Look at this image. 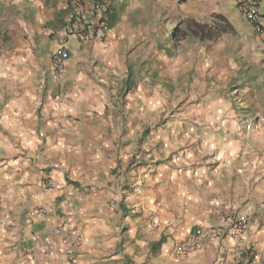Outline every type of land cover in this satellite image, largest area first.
Returning <instances> with one entry per match:
<instances>
[{
	"label": "crops",
	"instance_id": "0c3cea01",
	"mask_svg": "<svg viewBox=\"0 0 264 264\" xmlns=\"http://www.w3.org/2000/svg\"><path fill=\"white\" fill-rule=\"evenodd\" d=\"M238 1L199 0L201 3H208L207 10L211 11V18H206L205 23L198 25L210 27L214 17H221L225 22L233 21L234 18H229L226 10H239ZM102 2L110 4L117 20L112 27L107 24L108 31L100 37L95 33V22L98 21L89 23L85 19L84 0H54L48 7L47 16L43 15L44 9L39 0H0V34L3 36L0 61L4 59V51L7 50L13 54L7 59L18 62L8 65V68L15 69L14 72L0 71V98L3 100L0 102V227L5 232L19 227L21 231L17 232V235L21 237L23 230L28 232L26 239L9 245L18 250L14 264H19L25 257L30 258L27 264H67L71 261L76 264H139L144 256L160 251L161 245L152 251L159 240L162 239L161 244L171 243L168 238H161V234H151L152 220L151 224L146 222L148 213L144 200L151 192L158 194L156 198L148 199L151 214L153 211L158 216L153 218L158 220L154 223H160L159 217H165V224L171 221L177 225V235L174 237L177 243L169 254H179L177 249L188 237L192 226L202 225L204 220L207 221L208 228L214 224L221 226V219L232 224L231 220L245 214L244 220L248 227L240 237L232 235L234 230H238L235 225L230 227L228 224V231H204L209 237L201 240L196 249L185 253L187 264H264V228H259L256 222L264 217V188L260 187V182L264 181V176H260V172L264 170V149L255 146L251 150L247 146L243 149L236 147L233 156L238 167L232 169L227 187L221 192L214 191L216 185L212 183L217 174L224 175L225 170L220 168L221 160H209L208 155H204L203 163L186 164L185 148L189 145L185 143L183 147H179L178 141H170L166 132L159 137L164 143H169L173 153L177 154L170 156L167 151V155L163 157L165 161L156 165L154 162L161 158L158 155L161 152V144L159 148L155 147V142L159 139L150 132L143 138L142 147L140 146L142 132L138 126L132 127L131 119L125 117L126 103L121 97H117V90L114 89L120 85L123 92L127 91L132 76V60H146L143 71L151 68L149 63L152 61V55L149 49L152 48V36H133L131 42L127 36L122 39L121 33L125 28L120 22L124 10L128 7V0ZM74 3L78 4L77 8L73 7ZM216 5L225 11L218 14L213 10ZM259 9L264 18V0H260ZM76 18L79 19V26L85 25L88 39L84 41L76 35ZM242 23L248 35L253 37L249 50H256L251 55L248 54V65L245 68L249 70L250 76L256 77L260 74L263 83L264 36L255 35L250 25L245 23V19ZM160 27L165 29V43H171L167 25L163 22ZM193 40L202 44L211 42ZM140 42L143 46L139 48L138 56L134 57V48L140 45ZM153 47L165 50L160 45L159 37L154 40ZM178 48L172 57L179 53ZM165 51L167 55L172 54L171 49ZM61 52H65L67 58L61 61V69H57V59ZM213 56L217 57L216 54ZM147 74L150 75L149 71ZM37 87L38 97L33 91ZM63 96H67L71 102L59 105L65 112L69 107H79L83 109L82 115L87 117L91 113V116L98 118L77 119V131L89 126L98 132L101 126H106L110 131L114 126V110L117 116L123 111L120 132L126 139L119 146L124 152L131 153L127 161L121 159L116 162L115 168L108 170V175L119 180L117 190L110 193L111 199L108 201L110 204L114 199L117 206L109 208L105 207L102 201L98 202L94 209L97 216L76 221L72 220L71 209L65 207V188L85 192L89 198L109 194L105 193L103 184L98 185V194L94 192L92 185L85 180L83 168L79 171L70 170L65 165L58 170L57 164L49 163L46 158L49 145L56 143L52 132L41 131L53 120L50 113L45 120L47 102L49 97L55 101ZM190 104H187L190 110L181 118L185 122H180V126L185 124L187 130L182 134L184 140L192 132L203 136L202 125L208 128H214L217 124L226 126V120H231L237 126L240 124L233 112L215 114L220 106H216L212 101H205L192 108ZM205 108H210L213 115H210L209 111L206 112ZM52 111H56V106H53ZM138 120L144 121V117ZM257 136L258 133H255L252 138L254 145H259L256 143ZM233 139L236 137L233 136ZM203 143L202 138H196L191 147L202 146ZM21 146L27 152L36 153L28 164H25L16 150ZM225 163L227 164V161ZM118 169H122V172H118ZM169 171L179 173L177 190L183 193L181 198H177L176 193L169 190L168 182L162 179ZM257 176H260V180L256 179ZM188 177L191 179H186ZM98 178L105 182L103 171L99 172ZM149 181L157 182L152 184L150 189H143L142 183L147 184ZM107 187L111 189V183H107ZM25 189L29 191H24ZM121 194L127 199L121 200ZM221 197L235 204V208L226 209ZM128 200L135 201L131 205L135 211L130 212ZM212 201L216 203L213 204ZM71 203L79 207L81 215L84 214L85 210L80 206L79 200H72ZM249 208L252 211L247 214ZM116 214H119V219L124 223L119 226V231L114 233L109 227L112 221L106 220L105 217ZM5 218L11 223L5 224ZM248 220L254 222L248 223ZM142 222L144 229L149 230L145 234L152 242L147 245V252L143 251V243L137 246L144 254L139 256L128 245V240L133 228L140 231L137 225ZM213 236L217 243L209 248L207 245ZM238 240L245 246L240 247ZM77 241L79 246L72 248ZM72 249L74 252L71 253ZM247 251H252V258L247 257ZM8 254L7 251L3 253Z\"/></svg>",
	"mask_w": 264,
	"mask_h": 264
},
{
	"label": "clouds",
	"instance_id": "9594fccd",
	"mask_svg": "<svg viewBox=\"0 0 264 264\" xmlns=\"http://www.w3.org/2000/svg\"><path fill=\"white\" fill-rule=\"evenodd\" d=\"M63 6V5H61ZM208 3H201L199 0H128V7L124 10L121 18L120 24L124 26L125 31L121 33V38L124 36L128 37V41L131 42L133 36H158L160 45L163 46L165 50L171 49L172 55L175 56L177 47H179L180 56L179 62L190 63L193 56V50L190 47L191 41L193 39L191 35V29L195 24H203L207 19L211 18V11H208ZM219 14L220 12L225 11L216 5L215 9ZM227 14L229 18L240 17L244 21V16L240 15L238 9H227ZM164 13L165 15H161ZM51 18L50 16L48 17ZM167 20V31L171 34V43H165L166 35L165 29L160 27V24ZM142 21L138 25H135L134 22ZM159 21V22H158ZM246 23V21H245ZM118 29L120 25L117 26ZM181 33V38L179 43L177 41V35ZM186 33L187 35H183ZM259 40V37H255ZM151 44H154V41H150ZM165 50H157L155 47L149 49V52L152 56L156 57L158 61H163L165 64H171L172 61L169 60L168 55ZM13 54L10 51H4V59L0 61V71H7L9 73L14 72V68H8V65L11 63H18L15 60H9L8 57ZM36 93V96H39V88L33 89ZM0 102H3L0 98ZM64 103H71L67 96L58 97L57 100L53 101L49 97L46 107L45 120L48 119V114L50 113L53 116V120L49 122L41 131L47 133L52 132V138L56 141L55 144H50L48 152L46 153V158L49 163H56L58 170L63 166H67L70 170H81L84 169L85 180L87 183L91 184L94 192L98 194L99 188L98 185L103 184L106 195L104 197H98L94 195L89 198L85 192H78L76 189H64V192L67 195L65 200V207L71 209L70 215L73 221L77 219H87L89 217L97 216V213L94 211L98 202H103L105 207L114 208L116 207V201L111 200L109 204L110 193L117 190V185L119 180L116 177L108 175V170L116 167V162H119L121 159L127 161L130 152H124V150L119 146L122 144L126 137L120 132V121L121 115H115L114 110V126L109 131L106 126H101V130L98 132L94 127L81 128L77 131V126L75 121L91 119H98L94 116H91V113L86 117L82 115L83 109L77 107H69L68 111L65 112L59 105ZM248 104L254 105V115H249L247 121H242L238 126L233 123L231 120H226L225 125L221 126L217 124L214 128H208L201 126L203 131V136H197L193 133H189L188 138L184 141L189 147L185 148L187 153L185 157L186 164L192 163H203L202 157L208 155L209 160H221L220 168L225 170L224 175L221 176L217 174L216 178L212 181L216 187L213 189L216 192H221L224 188L227 187V180L229 176L232 175V169L238 167L235 163L233 152L236 147L241 149L248 147L249 150L253 146L260 149H264V143L260 145H253L252 138L257 132V129L264 130V98L250 97ZM53 106H56V111H52ZM134 105H129L133 107ZM219 106L225 110L231 106V102L228 100L222 101L219 103ZM163 110V109H161ZM219 119V118H217ZM144 121L142 120L141 124L138 125L140 130L143 128ZM245 125L247 127L245 128ZM255 125V126H254ZM233 136L236 139H233ZM202 138L204 140L203 145H196L195 148L191 147V144L194 139ZM21 154V159L24 160L25 164L30 162V158L36 155L35 152H27L23 146L16 149ZM167 155V150H162L161 159ZM39 159V157H37ZM227 161V164L225 163ZM19 163V161H17ZM103 171L105 174V182H101L98 178L99 172ZM118 172H122V169H118ZM260 176H264V170L260 172ZM260 176H257L256 179L260 180ZM164 181L168 182L169 190L176 193L177 198H181L183 193L178 191L179 185V173L169 171L167 176L162 177ZM186 179H191L188 177ZM157 181H149L147 184L141 185L143 189H150L151 185ZM219 182V183H218ZM107 183H111L112 187L109 189ZM195 184V181L193 182ZM246 187V185H245ZM260 187L264 188V181L260 182ZM24 191H29L25 189ZM157 193L151 192L150 196H146L144 200V207L148 213L146 217V222L151 224L152 214L151 207L148 204V199H154L157 197ZM246 195V193H245ZM23 197V192L21 193ZM121 200H126L127 197L124 194L120 196ZM72 200H79L81 202L80 206L84 208V214L81 215L79 207L72 205ZM223 206L227 209L228 207L235 208V204H231L227 198L221 197ZM29 203H31L29 201ZM129 206H131L135 201L128 200ZM215 204V201H212ZM159 207V206H157ZM215 210V209H213ZM252 211L251 208L248 209L250 214ZM245 214H241L239 219L243 220ZM106 220L110 219L112 222L109 224L111 230L115 233L119 231V226L124 223L123 220L119 219V214H116L112 217H105ZM159 225L151 226V234H163L168 237V240L171 243L165 245L161 244L160 251L153 255H147L146 264H153V260H159V264H187V259L185 252L182 250L179 254H169L172 251L173 246L177 243L174 237L177 235V225L175 223L169 222L168 227H165V217H159ZM11 223L7 218H5V224ZM230 221L220 220V225L224 228L228 227ZM202 226L207 229V221L202 222ZM137 227L140 231H137V228H133L128 240V245L136 250L137 252L141 251L138 249V245L143 243L145 248L144 252H147V245L152 242L148 238L147 233L149 230L144 229L143 222ZM248 225L245 224L243 228L239 230H234L232 235L234 237H240L241 233L244 232V229ZM21 231L19 227H14L11 232H5L2 227H0V264H14L17 257V249L9 247L12 243L20 239H26L28 236L27 230H23V236H18L17 232ZM208 233L205 232L204 235ZM140 237V239H137ZM153 235V239H155ZM240 247L245 246L244 243L240 240L237 241ZM217 243L215 236L209 240L208 247H214ZM7 251L8 255H3ZM195 255V253H193ZM30 258H22L19 264H27ZM231 259V256L229 257Z\"/></svg>",
	"mask_w": 264,
	"mask_h": 264
},
{
	"label": "rangeland",
	"instance_id": "374dc122",
	"mask_svg": "<svg viewBox=\"0 0 264 264\" xmlns=\"http://www.w3.org/2000/svg\"><path fill=\"white\" fill-rule=\"evenodd\" d=\"M53 1L39 0L44 9V16L48 15V7L52 5ZM161 15L165 14L162 13ZM164 23L167 25L166 19ZM223 25L228 27V33L220 36L216 41H211L210 44H202V42L192 39L190 47L193 50V56L190 63L179 62L180 51L176 57H172V54L168 55L169 60L172 61L171 64H165L152 56V61L149 63L151 68L147 71H143V67L147 64L146 60L134 59L131 61L132 76L129 88L125 92H123V88H120V85L115 86L114 89L117 90V97L119 99L121 97L126 103L125 117L131 119L132 127L135 128L140 125L142 121L138 119L144 117L145 124L143 123L141 130L142 139L139 141L141 147L143 138H146L151 132L153 136L159 139L155 142V147L159 148L161 144L159 149L161 152L158 155L161 157L162 150H167L170 156H175L177 153H173L170 144L164 143V140H161L159 136L166 132L170 141L177 140L179 147L185 145V138L182 134H185L187 130L185 124L180 126V122H185L181 118L190 110L187 106L188 103H191L189 106L192 108V106L205 101H212L217 106L220 102L228 100L231 102V106L227 110L219 107L215 114L233 112L239 123L247 121L249 115H254L255 106L248 104V100L250 97L264 98V82L261 83L260 74L256 77L250 76L249 70L245 68L248 65V54L251 55L256 51L249 50L253 37L248 35V31L239 16ZM156 38L158 36L153 35L152 41ZM142 46L143 43L141 42L140 45L135 46L134 57L138 56L139 48ZM214 54L217 57L213 56ZM148 71L150 75L147 74ZM129 105L134 106L129 107ZM205 111H209L210 115H213L210 108H205ZM257 133L256 143L260 145L264 143V130L257 129ZM254 142H252L253 145ZM164 161V158H158L154 163L159 165ZM129 210L130 212L135 211L131 206H129ZM211 216L214 217V215ZM154 217L158 218L152 211V225H159V223H154L158 221L153 220ZM262 218L256 221L259 228H264V217ZM247 222H254V220ZM231 223H229L230 227L235 225L239 230L244 227L246 221L238 218L231 220ZM168 225L165 224V227L167 228ZM229 226L224 228L214 224L205 229L201 224L195 225L190 228L188 237L192 236L196 229L203 231V233L204 231H228ZM160 237L168 238L163 234ZM207 237L209 236L204 235L202 240ZM183 244L184 242L177 249L178 253L182 250H186L185 253L189 251L183 248ZM138 249L141 250V248ZM135 252L139 256H144L142 250L139 252L135 250ZM246 254L248 258L253 257L252 251H247ZM153 255L155 254L153 253ZM146 262L147 257L144 256L139 264H146ZM153 264H159L158 260L154 259Z\"/></svg>",
	"mask_w": 264,
	"mask_h": 264
},
{
	"label": "built area",
	"instance_id": "2783aa9c",
	"mask_svg": "<svg viewBox=\"0 0 264 264\" xmlns=\"http://www.w3.org/2000/svg\"><path fill=\"white\" fill-rule=\"evenodd\" d=\"M259 2L260 0H239L238 7L239 10L244 16L245 21L250 25L253 33L257 36H264V18L260 14L259 9ZM75 8H77L78 4H73ZM85 6V19L91 23L93 20L95 22V33L100 37H103L105 32L108 31L107 23L108 19L111 15V6L108 2H102L101 4L94 1V0H84L83 7ZM76 25L79 24V19H75ZM85 25L77 26L75 29L76 35L80 40L88 39L86 29L84 28ZM3 48V36L0 34V60H1V53ZM67 58V54L65 52H61L57 59L56 67L57 69H61V61ZM247 127V126H246ZM241 220V219H240ZM212 234V233H210ZM204 237L203 231L196 229L192 236L188 237L183 244V248L188 250L196 249L200 243L202 238ZM74 247L79 246V242H75L73 245ZM75 249V248H74ZM74 249L71 250V253L74 252ZM67 264H76L75 261H71Z\"/></svg>",
	"mask_w": 264,
	"mask_h": 264
},
{
	"label": "trees",
	"instance_id": "16d2710c",
	"mask_svg": "<svg viewBox=\"0 0 264 264\" xmlns=\"http://www.w3.org/2000/svg\"><path fill=\"white\" fill-rule=\"evenodd\" d=\"M98 3H102V0H94ZM117 18L114 13V9L111 7V15L108 19V27H112ZM225 23L224 19L221 17H214L212 19V25L210 27L208 26H200L198 24H195L191 29V35L193 39L200 40V41H215L220 36L228 33V27L226 25H223ZM183 35H187L186 33H183ZM181 38V33H178L177 35V41H179ZM131 74H129V77ZM127 88H129V85H127ZM162 243V239L159 240L156 245L152 248V251H155L156 248H158Z\"/></svg>",
	"mask_w": 264,
	"mask_h": 264
}]
</instances>
